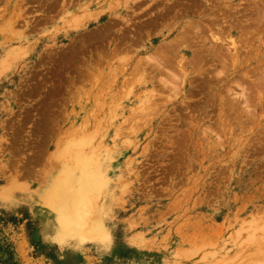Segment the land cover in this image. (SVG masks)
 Listing matches in <instances>:
<instances>
[{"label": "rangeland", "instance_id": "rangeland-1", "mask_svg": "<svg viewBox=\"0 0 264 264\" xmlns=\"http://www.w3.org/2000/svg\"><path fill=\"white\" fill-rule=\"evenodd\" d=\"M0 264H264V0H0Z\"/></svg>", "mask_w": 264, "mask_h": 264}, {"label": "bare ground", "instance_id": "bare-ground-1", "mask_svg": "<svg viewBox=\"0 0 264 264\" xmlns=\"http://www.w3.org/2000/svg\"><path fill=\"white\" fill-rule=\"evenodd\" d=\"M222 33V32H221ZM212 35V34H211ZM214 37V36H213ZM216 38V37H215ZM217 41H218V39H217ZM232 45V44H231ZM235 45V44H234ZM174 47H176V46H174ZM162 48V47H161ZM169 49V48H168ZM171 49V51H173V49L172 48H170ZM170 49H169V51H170ZM178 49V48H177ZM176 49V50H177ZM178 51V50H177ZM177 51H176V53H177ZM196 56V55H195ZM174 59V58H173ZM200 59V58H199ZM198 59V60H199ZM170 60V59H169ZM172 60V59H171ZM170 60V61H171ZM194 60V59H193ZM174 61V60H173ZM179 61V60H178ZM196 61V60H195ZM194 61V62H195ZM166 62V63H165ZM164 63L165 64H168L167 63V61H165ZM173 63V62H172ZM181 63V62H180ZM196 63V62H195ZM164 64V65H165ZM172 64H170L169 66H171ZM183 65V64H182ZM263 86V85H262ZM90 191H92L88 186H84L83 187V189H82V193L84 194V200H85V198L88 196V194L90 193ZM82 199V198H81ZM87 199V198H86ZM73 210V209H72ZM69 216H70V214L69 213H67V214H65L64 213V215L62 214L61 215V213H60V216H59V222H60V224L62 225V227L64 228V230H68V231H71V230H73V226H72V224H71V221H70V218H69ZM76 228V227H75ZM67 231V232H68Z\"/></svg>", "mask_w": 264, "mask_h": 264}]
</instances>
